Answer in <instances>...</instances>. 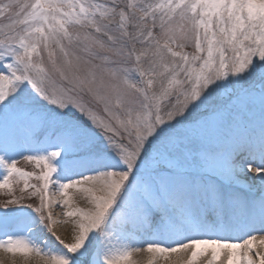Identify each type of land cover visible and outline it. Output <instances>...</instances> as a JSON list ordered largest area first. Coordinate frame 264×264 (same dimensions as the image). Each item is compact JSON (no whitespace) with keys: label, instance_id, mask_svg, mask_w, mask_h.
Listing matches in <instances>:
<instances>
[{"label":"snow or ice","instance_id":"6c2138e0","mask_svg":"<svg viewBox=\"0 0 264 264\" xmlns=\"http://www.w3.org/2000/svg\"><path fill=\"white\" fill-rule=\"evenodd\" d=\"M0 169L8 253L264 264V0H0Z\"/></svg>","mask_w":264,"mask_h":264},{"label":"bare ground","instance_id":"6f19581e","mask_svg":"<svg viewBox=\"0 0 264 264\" xmlns=\"http://www.w3.org/2000/svg\"><path fill=\"white\" fill-rule=\"evenodd\" d=\"M240 179L242 182H247L250 179V177L245 175V176H241ZM69 191L73 194L72 195V199L74 202L73 206L78 205L80 207H87L86 200L81 199L80 195L77 194L75 190L70 189ZM50 194H51V198L53 201L62 199L60 194L55 192L54 186ZM5 199H6L5 197H2V200H5ZM69 210L70 209H66L64 207H60L55 204L50 207V211L52 212L53 217L59 221H64L65 219H68L66 217V211H69ZM11 230L15 231L16 230L15 226H13ZM55 231H56V234L61 237V239L71 240L72 224L70 221L67 224L59 223L56 225ZM36 235H37V238H39L40 236H43V238L47 240L50 245L53 244V242H50V239L47 235L41 234V233H38ZM189 255L190 253H172L170 256V259L165 260L163 258H158L155 261V264H186V261L188 260ZM133 258L136 260L137 264H151L152 262V254L147 253V252L134 254ZM210 258H211L210 254L201 257L199 260V264H207V261ZM225 259L226 257L222 258L219 264H224ZM254 259H258V258L255 257L254 255ZM0 264H43V260L41 257L35 255L34 253L28 259H25L18 253L12 254V253L6 252L3 249H0Z\"/></svg>","mask_w":264,"mask_h":264},{"label":"rangeland","instance_id":"374dc122","mask_svg":"<svg viewBox=\"0 0 264 264\" xmlns=\"http://www.w3.org/2000/svg\"><path fill=\"white\" fill-rule=\"evenodd\" d=\"M25 154H27V153H25ZM18 166L19 167H23V168H25L26 170H28V171H37V172H39V169H36L35 168V166H34V164H30V163H26V162H24L23 160H20L19 161V164H18ZM2 169H0V174H2ZM31 183H36V181L35 180H32L31 181ZM21 187H22V183H21ZM30 191V190H29ZM4 194V191H2V190H0V200H2V197H5L6 199L8 198L5 194ZM18 195H19V193H17ZM51 195V194H50ZM24 203L25 204H31V205H33V206H36V205H38V203H39V201H38V199L37 198H32V199H26L25 201H24ZM50 210V209H49ZM50 242H53L51 239H50Z\"/></svg>","mask_w":264,"mask_h":264},{"label":"trees","instance_id":"16d2710c","mask_svg":"<svg viewBox=\"0 0 264 264\" xmlns=\"http://www.w3.org/2000/svg\"><path fill=\"white\" fill-rule=\"evenodd\" d=\"M3 191V190H2ZM4 195V194H3Z\"/></svg>","mask_w":264,"mask_h":264}]
</instances>
